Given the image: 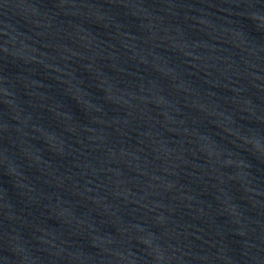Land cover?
<instances>
[{"label": "water", "instance_id": "obj_1", "mask_svg": "<svg viewBox=\"0 0 264 264\" xmlns=\"http://www.w3.org/2000/svg\"><path fill=\"white\" fill-rule=\"evenodd\" d=\"M0 264H264V0H0Z\"/></svg>", "mask_w": 264, "mask_h": 264}]
</instances>
